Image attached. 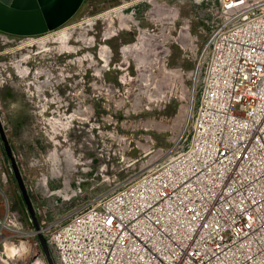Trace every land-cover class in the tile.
I'll return each mask as SVG.
<instances>
[{
    "label": "rangeland",
    "instance_id": "rangeland-1",
    "mask_svg": "<svg viewBox=\"0 0 264 264\" xmlns=\"http://www.w3.org/2000/svg\"><path fill=\"white\" fill-rule=\"evenodd\" d=\"M125 1L84 0L66 23L38 35L0 30V221L23 230L0 223V264L47 263L1 129L38 221L62 218L190 140L193 71L212 27L201 12L218 0H139L98 17ZM65 27L73 50L57 40ZM125 46L136 50L126 57Z\"/></svg>",
    "mask_w": 264,
    "mask_h": 264
},
{
    "label": "built area",
    "instance_id": "built-area-1",
    "mask_svg": "<svg viewBox=\"0 0 264 264\" xmlns=\"http://www.w3.org/2000/svg\"><path fill=\"white\" fill-rule=\"evenodd\" d=\"M210 5L190 140L62 218L42 215L33 233L57 264H264V0Z\"/></svg>",
    "mask_w": 264,
    "mask_h": 264
},
{
    "label": "water",
    "instance_id": "water-1",
    "mask_svg": "<svg viewBox=\"0 0 264 264\" xmlns=\"http://www.w3.org/2000/svg\"><path fill=\"white\" fill-rule=\"evenodd\" d=\"M83 2L84 0H0V30L9 34L25 36L46 33L71 19L80 9ZM1 132L35 227L39 228L36 210L19 166L12 154V149L3 129H1ZM38 237L47 259L46 264H57L44 234L39 232Z\"/></svg>",
    "mask_w": 264,
    "mask_h": 264
},
{
    "label": "bare ground",
    "instance_id": "bare-ground-1",
    "mask_svg": "<svg viewBox=\"0 0 264 264\" xmlns=\"http://www.w3.org/2000/svg\"><path fill=\"white\" fill-rule=\"evenodd\" d=\"M137 1H139V0H131V1H125L123 4H121L120 6H117L116 8H114V10H108V11H105V12H103V14H101V15H99L98 17H100V16H110V14L113 12V11H120V10H122V9H124V8H126V7H128L129 5H131V4H133L134 2H137ZM122 16V15H121ZM122 18H124V17H122ZM123 22H125L126 20L125 19H123L122 20ZM86 22H89V20H88V18H87V21ZM92 22V21H91ZM126 24V23H125ZM73 27V26H72ZM72 31V30H71ZM71 31H69V27H65V28H61L60 30H58V31H56V33L55 34H57L56 35V37H57V40L61 43V45H62V47L65 49H72V48H75L74 46H72V45H70V43H69V38L71 37ZM109 34V33H108ZM50 36V35H49ZM45 37H47V35L46 36H44V37H42V38H39V41L40 40H44V38ZM54 38V37H53ZM145 38H147V37H144V38H142V43H141V46H139V48L137 49V53L136 54H134L135 55V57H137V58H139V61L141 60V61H143L144 60V57H143V53H144V47L146 46V43H145ZM92 39V38H91ZM37 40V39H36ZM35 40V41H36ZM86 41H87V39H86ZM88 41H90V38H89V40ZM29 42V41H28ZM31 42H33V41H31ZM30 42V43H31ZM147 43H149V42H147ZM73 50V49H72ZM123 50H124V52H125V56L126 57H128V54H129V52H132V51H134V50H136L135 48H134V46H132V47H128V46H125V47H123ZM111 52H110V49L108 48V47H102L101 48V55H102V57H103V59H105L106 60V62L108 63L109 62V59H110V54ZM92 57V56H91ZM90 57V58H91ZM140 61V62H141ZM109 64V63H108ZM100 68H103V67H100ZM100 71H101V69H100ZM99 71V72H100ZM36 75V74H35ZM102 76V75H101ZM39 92H40V95L41 96H44V93H45V85H43V86H40L39 87ZM43 105V104H42ZM74 117H75V114H72V115H70V117H69V123H71V121L74 119ZM69 125V124H68ZM0 223L3 225V226H6V227H9V228H11V229H14V230H17V228H15V227H13V225L12 224H10V223H6V222H4V221H0ZM8 245V247L10 248V251L12 252H15L16 251V246L14 245V244H10V243H7ZM13 245V246H12ZM24 262L22 261V259L20 260V264H23Z\"/></svg>",
    "mask_w": 264,
    "mask_h": 264
}]
</instances>
